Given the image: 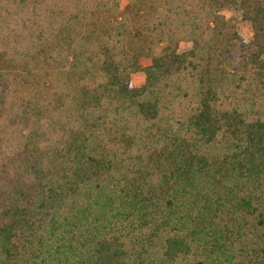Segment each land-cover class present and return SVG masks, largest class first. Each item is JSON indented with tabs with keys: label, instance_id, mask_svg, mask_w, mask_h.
Here are the masks:
<instances>
[{
	"label": "trees",
	"instance_id": "trees-1",
	"mask_svg": "<svg viewBox=\"0 0 264 264\" xmlns=\"http://www.w3.org/2000/svg\"><path fill=\"white\" fill-rule=\"evenodd\" d=\"M1 62L0 264H264V0H0Z\"/></svg>",
	"mask_w": 264,
	"mask_h": 264
},
{
	"label": "rangeland",
	"instance_id": "rangeland-1",
	"mask_svg": "<svg viewBox=\"0 0 264 264\" xmlns=\"http://www.w3.org/2000/svg\"><path fill=\"white\" fill-rule=\"evenodd\" d=\"M121 8H123L127 4V0H119ZM221 15L224 16L225 20L230 24H233L236 28L237 33H239L242 37L246 38L248 41L252 39L253 33L251 28V23L246 21L241 12L235 10H223ZM191 48L190 43L181 42L178 47V52H184ZM67 62L65 65V69L67 70L71 64L72 55L67 54ZM1 66L4 67V64L1 62ZM145 82V75L142 72H138L136 74L131 75V83L134 87H140ZM251 195L256 197L257 199L264 201V180L254 186L249 187ZM255 203V202H254ZM256 204V203H255ZM236 213L232 214V212H226L222 215L221 226H227L228 229L234 228L233 221L240 223L241 225V235L244 239L245 244L248 243H257L260 248H263L264 251V227H258L256 218L251 216L245 212V210L234 211Z\"/></svg>",
	"mask_w": 264,
	"mask_h": 264
}]
</instances>
